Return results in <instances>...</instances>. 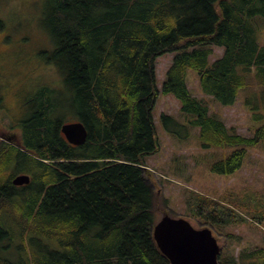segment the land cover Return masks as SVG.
<instances>
[{
    "label": "trees",
    "instance_id": "trees-1",
    "mask_svg": "<svg viewBox=\"0 0 264 264\" xmlns=\"http://www.w3.org/2000/svg\"><path fill=\"white\" fill-rule=\"evenodd\" d=\"M38 20L51 45L43 59L56 66L61 88L29 90L28 114L10 125L18 134H0V264H171L154 238L156 192L146 168L159 150L157 96L180 101L202 146L232 149L219 171L239 170L264 140V124L253 136L228 127L191 92L188 70L223 105L236 102L251 76L264 98V0H45ZM214 47L223 53L215 57ZM168 52L175 55L159 88L156 61ZM161 117L169 132L185 127ZM78 120L88 137L73 145L61 126ZM24 172L31 182L14 185ZM186 203L221 228L243 220L225 199L188 190ZM219 260L264 264V248Z\"/></svg>",
    "mask_w": 264,
    "mask_h": 264
},
{
    "label": "rangeland",
    "instance_id": "rangeland-1",
    "mask_svg": "<svg viewBox=\"0 0 264 264\" xmlns=\"http://www.w3.org/2000/svg\"><path fill=\"white\" fill-rule=\"evenodd\" d=\"M44 1L0 0V103L11 106L10 111L0 108V119L3 118L0 121L1 135L15 138L18 134V129H12L10 125L28 114L24 102L29 90L35 92L42 85L61 88L59 71L54 64L45 62L41 53L47 46L48 50L51 49L47 34L38 26ZM258 22L262 29L260 40L264 44V21ZM23 45L24 50L21 49ZM214 52L217 57L223 49L214 47ZM174 55V52H168L157 58L156 82L159 88ZM212 61L213 58L210 59ZM187 80L191 92L204 98L211 111L221 117L228 127L253 136L256 129L264 124V98L259 96V86L252 76L248 86L240 89L233 105H223L205 95L196 70H188ZM56 90L58 95L62 89ZM162 113L172 115L185 127L174 125V132L167 131ZM152 114L159 150L147 157L146 168L151 173L150 182L156 192V221L169 214L187 219L198 229H212L221 247L219 257L232 255L239 258L242 253L264 248V140L248 149L239 170L226 173L218 170L221 166L216 168L215 165L232 149L202 146L198 128L189 123L175 96L160 91ZM188 190L228 200L243 215V220L221 228L192 216L186 203ZM247 262L239 261L240 264Z\"/></svg>",
    "mask_w": 264,
    "mask_h": 264
},
{
    "label": "water",
    "instance_id": "water-1",
    "mask_svg": "<svg viewBox=\"0 0 264 264\" xmlns=\"http://www.w3.org/2000/svg\"><path fill=\"white\" fill-rule=\"evenodd\" d=\"M61 132L73 145L85 143L88 137V130L80 120L63 123ZM30 182L31 175L25 172L13 178L17 186ZM153 232L157 245L171 264H221V247L210 228L198 229L183 217L165 214L155 223Z\"/></svg>",
    "mask_w": 264,
    "mask_h": 264
}]
</instances>
